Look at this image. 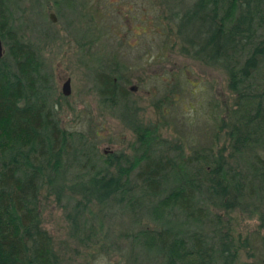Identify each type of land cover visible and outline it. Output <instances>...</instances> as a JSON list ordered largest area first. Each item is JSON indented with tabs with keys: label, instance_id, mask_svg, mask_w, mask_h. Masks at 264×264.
Listing matches in <instances>:
<instances>
[{
	"label": "trees",
	"instance_id": "trees-1",
	"mask_svg": "<svg viewBox=\"0 0 264 264\" xmlns=\"http://www.w3.org/2000/svg\"><path fill=\"white\" fill-rule=\"evenodd\" d=\"M4 5L0 0V264H58L40 224L43 188L57 203L69 202L65 216L73 231L88 213L117 210L136 220L132 240L158 264H238L246 241L234 237L219 212L252 208L256 201L264 220V0H193L164 17L169 26L161 31L162 44L173 47L178 40L182 55L220 65L234 97L231 110L223 108L229 121L222 118L218 128L226 142L195 156L198 174L186 170L192 162H181V145L170 143L154 155L165 140L145 125L132 128L138 156L113 152L99 165L92 161L85 136L59 126L46 106L40 63L30 44L10 32ZM115 80L97 77L104 102L129 95ZM73 161L79 172L68 176ZM141 208L149 225L142 224ZM206 219L209 232L203 231Z\"/></svg>",
	"mask_w": 264,
	"mask_h": 264
},
{
	"label": "rangeland",
	"instance_id": "rangeland-1",
	"mask_svg": "<svg viewBox=\"0 0 264 264\" xmlns=\"http://www.w3.org/2000/svg\"><path fill=\"white\" fill-rule=\"evenodd\" d=\"M3 1L10 32L30 44L40 63L46 106L59 126L85 136V150L98 165L103 154L138 156L135 125L149 126L157 139L165 140L155 146L154 155L166 152L170 143L181 145V162H192L186 167L192 174L200 173L196 155L203 150L207 154L210 147L216 152L226 142L224 128H218L222 118L229 121L223 108L231 110L234 97L223 68L182 55L178 40L173 47L162 44L161 31L169 26L164 17L171 9L182 12L193 0H60L57 5L52 0ZM49 10L55 14L54 23ZM99 74L118 79L116 84L129 95L116 99V104L104 102ZM67 78L70 93L64 96L61 88ZM177 150L166 154L171 157ZM76 167L71 162L68 176L79 172ZM38 203L40 224L58 264H158L132 240L139 226L128 214L88 213L73 231L65 216L70 206L66 199L57 203L43 188ZM252 204L253 213L249 207L219 212L234 237L246 241L240 246L238 264H264L263 207ZM141 209L142 224L149 225V212ZM205 226L203 231L209 232L208 222Z\"/></svg>",
	"mask_w": 264,
	"mask_h": 264
},
{
	"label": "water",
	"instance_id": "water-1",
	"mask_svg": "<svg viewBox=\"0 0 264 264\" xmlns=\"http://www.w3.org/2000/svg\"><path fill=\"white\" fill-rule=\"evenodd\" d=\"M52 16V15H51ZM3 56V44L1 42V39H0V59L2 58ZM62 88H61V93L64 95V96H68L69 93H70V79L67 78L63 83H62Z\"/></svg>",
	"mask_w": 264,
	"mask_h": 264
},
{
	"label": "flooded vegetation",
	"instance_id": "flooded-vegetation-1",
	"mask_svg": "<svg viewBox=\"0 0 264 264\" xmlns=\"http://www.w3.org/2000/svg\"><path fill=\"white\" fill-rule=\"evenodd\" d=\"M52 1H53L56 5H57L58 2L60 3V0H52ZM49 3H50V1H49ZM51 15H52V16H51ZM48 18H49V20H50L52 23H54L55 21H57L54 12H51L50 10H49Z\"/></svg>",
	"mask_w": 264,
	"mask_h": 264
}]
</instances>
